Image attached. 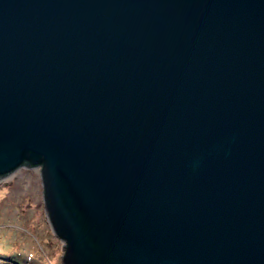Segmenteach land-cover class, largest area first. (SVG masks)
Returning a JSON list of instances; mask_svg holds the SVG:
<instances>
[{
	"label": "water",
	"instance_id": "water-1",
	"mask_svg": "<svg viewBox=\"0 0 264 264\" xmlns=\"http://www.w3.org/2000/svg\"><path fill=\"white\" fill-rule=\"evenodd\" d=\"M22 167L62 264H264V0H0Z\"/></svg>",
	"mask_w": 264,
	"mask_h": 264
},
{
	"label": "rangeland",
	"instance_id": "rangeland-1",
	"mask_svg": "<svg viewBox=\"0 0 264 264\" xmlns=\"http://www.w3.org/2000/svg\"><path fill=\"white\" fill-rule=\"evenodd\" d=\"M40 168L0 180V264H62L63 243L47 222Z\"/></svg>",
	"mask_w": 264,
	"mask_h": 264
}]
</instances>
